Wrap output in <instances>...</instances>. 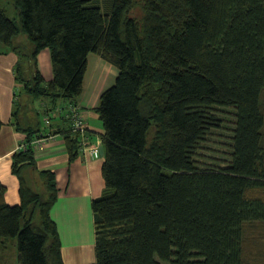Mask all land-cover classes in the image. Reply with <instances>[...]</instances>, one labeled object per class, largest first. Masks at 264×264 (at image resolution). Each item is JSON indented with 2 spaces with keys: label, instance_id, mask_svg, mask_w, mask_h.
I'll use <instances>...</instances> for the list:
<instances>
[{
  "label": "trees",
  "instance_id": "1",
  "mask_svg": "<svg viewBox=\"0 0 264 264\" xmlns=\"http://www.w3.org/2000/svg\"><path fill=\"white\" fill-rule=\"evenodd\" d=\"M10 1L15 18L0 6V54L17 55L24 94L51 109L76 104L89 54L117 69L93 108L104 188L91 203L92 264H244L245 224L264 222V196L248 194L264 189V0ZM44 49L50 80L38 68ZM18 92L12 123L25 148L14 151L12 172L21 202L8 204L0 182V264H65L50 214L55 175L37 170L31 144L46 136L20 126ZM70 127L55 133L72 161L80 133ZM213 129L227 152L202 162Z\"/></svg>",
  "mask_w": 264,
  "mask_h": 264
},
{
  "label": "crops",
  "instance_id": "2",
  "mask_svg": "<svg viewBox=\"0 0 264 264\" xmlns=\"http://www.w3.org/2000/svg\"><path fill=\"white\" fill-rule=\"evenodd\" d=\"M17 61L14 52L0 54V118L3 125L0 129V182L5 185V201L10 205L21 202L19 194V180L12 172V155L23 142L25 134L16 130L12 123L14 95H20L21 106L31 102L29 95L20 90L15 81L13 68ZM38 68L45 80L52 78L49 51L42 50L38 56ZM101 57L89 54L87 70L83 81V90L76 100L85 118L89 136L96 140L104 130L98 114L93 110L98 105L101 93L115 80L117 72L107 64H103ZM37 101V100H35ZM52 102L39 100V109L45 119L41 125L36 110L23 109L19 111L20 126L41 129L46 141L34 156L37 170H50L55 175L58 188L57 200L51 208L50 214L55 221L60 240L61 253L65 264H92L95 262L94 251V219L91 203L102 194L104 180L101 166L104 160V149L99 147V157L91 158L82 153L74 160H69L64 137L55 133L57 129L71 126L66 120V110L63 109L68 101L59 100L51 109ZM67 121L62 123L61 117ZM71 128V127H70ZM51 132L55 134H51ZM50 133V134H49ZM24 175L35 188L36 174L31 168L24 169ZM39 181V180H38Z\"/></svg>",
  "mask_w": 264,
  "mask_h": 264
},
{
  "label": "rangeland",
  "instance_id": "3",
  "mask_svg": "<svg viewBox=\"0 0 264 264\" xmlns=\"http://www.w3.org/2000/svg\"><path fill=\"white\" fill-rule=\"evenodd\" d=\"M0 6L6 10L9 17L15 18V15H16L15 8L13 7L12 2L10 0H0ZM135 13L136 15L139 16L140 10L136 8ZM20 39L22 40L23 37L21 36ZM20 39L17 40V44L22 45L20 42ZM29 49H30V46L26 48L27 51H29ZM1 55H5V54H1ZM91 55H95V54H91ZM101 62L103 64L109 65L117 72V69L113 65L109 64L103 59ZM23 64H29V63H25L24 61ZM18 98H20V95ZM30 98H32L31 102L27 105H24L23 108L21 106V99H20V101H18L19 109L20 111H22L23 109H26L27 111H29L28 109L31 106L30 110L33 112L36 110L37 115H39V118L41 120V125L43 126L45 124V119L42 115V112L38 110L40 107L39 100L41 101L43 100V98L35 99L32 96H30ZM44 101L50 102L46 98L44 99ZM67 105L63 109L66 110ZM217 138H218V130L213 129L209 135L208 141L204 144V146L206 147L203 149L202 151L203 155L200 158L202 162H206V163L213 162V159L221 158L225 155L223 153L227 152V149L223 145H219L216 143ZM207 147H211L212 149H207ZM209 155L211 157H209ZM35 185H36L35 190L39 192H43V187L40 185L38 180H35ZM248 194L251 196H257V195L264 196V189L250 190ZM243 246H244V257H245L244 264H264V222L245 224L244 245ZM163 264H167V263H163Z\"/></svg>",
  "mask_w": 264,
  "mask_h": 264
},
{
  "label": "built area",
  "instance_id": "4",
  "mask_svg": "<svg viewBox=\"0 0 264 264\" xmlns=\"http://www.w3.org/2000/svg\"><path fill=\"white\" fill-rule=\"evenodd\" d=\"M66 118L71 122V129L73 132L80 133L79 137V147L80 152L85 156H90L91 158L99 157V147L102 145L101 139H96L95 141L89 140L86 135L87 125L85 118L81 113V110L77 104L68 103L66 108ZM45 137H34L31 141L34 151H39L43 147L45 142ZM92 141V142H91ZM25 148L24 142H22L17 150Z\"/></svg>",
  "mask_w": 264,
  "mask_h": 264
}]
</instances>
